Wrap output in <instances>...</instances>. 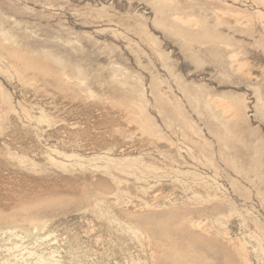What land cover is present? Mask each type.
<instances>
[{"label":"rangeland","instance_id":"obj_1","mask_svg":"<svg viewBox=\"0 0 264 264\" xmlns=\"http://www.w3.org/2000/svg\"><path fill=\"white\" fill-rule=\"evenodd\" d=\"M0 264H264V0H0Z\"/></svg>","mask_w":264,"mask_h":264}]
</instances>
